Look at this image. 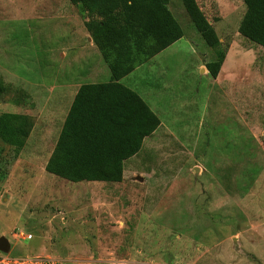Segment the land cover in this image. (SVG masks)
<instances>
[{
	"label": "rangeland",
	"instance_id": "374dc122",
	"mask_svg": "<svg viewBox=\"0 0 264 264\" xmlns=\"http://www.w3.org/2000/svg\"><path fill=\"white\" fill-rule=\"evenodd\" d=\"M95 1L97 8L0 0V115L31 124L18 153L0 140L3 257L8 264H264V48L238 32L242 0H196L219 38L215 47L182 1L169 0L183 37L136 72L137 92L149 93L160 126L125 161L121 182L71 183L46 172L65 115L48 108V88L110 77L98 48L84 49L83 20L116 17L120 7ZM222 50L214 80L202 70Z\"/></svg>",
	"mask_w": 264,
	"mask_h": 264
},
{
	"label": "trees",
	"instance_id": "16d2710c",
	"mask_svg": "<svg viewBox=\"0 0 264 264\" xmlns=\"http://www.w3.org/2000/svg\"><path fill=\"white\" fill-rule=\"evenodd\" d=\"M73 3L77 0H71ZM105 1V0H104ZM191 23L205 44H219L196 0H181ZM97 8L95 0H78ZM246 7L238 32L264 48V0H242ZM120 14L87 22L90 37L110 71L106 83L82 84L63 123L46 172L71 183H119L124 162L141 150L143 141L159 126V118L133 91L119 83L158 53L183 37L168 8L169 0H118ZM92 8V7H91ZM225 51L205 63L216 79ZM203 68V73L206 72ZM31 124L24 115H0V140L12 151H21Z\"/></svg>",
	"mask_w": 264,
	"mask_h": 264
},
{
	"label": "crops",
	"instance_id": "0c3cea01",
	"mask_svg": "<svg viewBox=\"0 0 264 264\" xmlns=\"http://www.w3.org/2000/svg\"><path fill=\"white\" fill-rule=\"evenodd\" d=\"M243 6H244V9L246 11V7H245L244 4H243ZM244 14H245V12H244ZM244 14H243V16H244ZM243 16H242V18H243ZM242 18H240V20H239V25H240V22H241ZM87 22H89L88 19L83 20L84 27H86L85 26V23H87ZM177 42H175L173 44H176ZM86 44L89 45L90 48H93V49L84 48L86 51H88V50H93L94 51V48L97 49V47L94 44V42L92 41L91 37H90V39H88V37L86 38ZM172 45H170L168 48H170ZM168 48H166L163 51H161L160 54L163 53V52H165V50H167ZM97 55H98V58H99V55H100V57L102 59V56H101V54H100V52L98 50H97ZM158 55H159V53L156 56H158ZM156 56H154V57H156ZM86 58L87 59H85L84 61H86V62L89 63L90 62V56H88ZM153 58H151V59H153ZM150 60H148V62ZM102 61L104 62L103 59H102ZM146 63L147 62H145L144 64H146ZM89 64H92V63L90 62ZM104 64H105V62H104ZM144 64H142V65H144ZM142 65H140V66H142ZM90 67H91V65L88 66V68H90ZM106 67H107V65H106ZM139 67H137L133 72H131L127 76H125L122 79H120L119 83H121L122 85H124L125 87H127L128 89H130L131 91L135 92L148 105V107L150 108V110L159 118V115L156 112V110H158V108L156 107V105L154 104V102L151 101L150 98H148V94L149 93H143L142 94L141 92H137V90H138L137 89V84H138L137 80H138V77H136V72L139 69ZM107 69H108V67H107ZM109 73H110V71H109ZM205 73L208 74L207 70H206ZM105 74H106L105 69H104L103 72H101V71L100 72H97L96 71V75H95L96 77H95V79H92L91 78L92 80H90V81H100L105 76ZM109 80H110V77H109ZM109 80L106 81V82H109ZM106 82H103V83H106ZM93 83H96V82H93ZM81 85L82 84H79V85H76V86H72V85H69V86L60 85V86H51L50 89L48 88V97H47V100H46V104L49 105L48 108L50 106L52 107L51 109H53L52 113H54V115H55V112L56 111H60L61 109H64V111H65V115H64L63 120H62V123L60 125V129H59V132H58L57 139H58L59 134L61 132L63 123L65 121V118H66V116H67V114L69 112V109H70V107H71V105L73 103V100H74V98H75V96H76V94H77V92H78V90H79V88H80ZM159 120H160V118H159ZM54 148H55V146H54ZM54 148H53V150H54ZM53 150H52V152H51V154H50V156L48 158V161H49V159H50V157H51V155L53 153ZM124 167H125V162H124Z\"/></svg>",
	"mask_w": 264,
	"mask_h": 264
},
{
	"label": "water",
	"instance_id": "95a60500",
	"mask_svg": "<svg viewBox=\"0 0 264 264\" xmlns=\"http://www.w3.org/2000/svg\"><path fill=\"white\" fill-rule=\"evenodd\" d=\"M138 181H141V178H137ZM9 250L8 240L4 237H0V253H7Z\"/></svg>",
	"mask_w": 264,
	"mask_h": 264
},
{
	"label": "built area",
	"instance_id": "2783aa9c",
	"mask_svg": "<svg viewBox=\"0 0 264 264\" xmlns=\"http://www.w3.org/2000/svg\"><path fill=\"white\" fill-rule=\"evenodd\" d=\"M3 256L4 255L0 253V264H8L9 260Z\"/></svg>",
	"mask_w": 264,
	"mask_h": 264
}]
</instances>
